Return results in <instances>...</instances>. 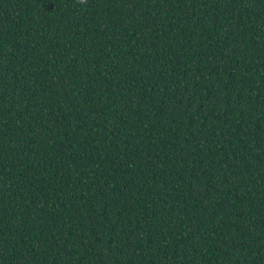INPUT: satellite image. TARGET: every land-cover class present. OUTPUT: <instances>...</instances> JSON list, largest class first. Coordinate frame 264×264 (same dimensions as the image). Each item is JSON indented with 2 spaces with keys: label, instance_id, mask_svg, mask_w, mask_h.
Returning a JSON list of instances; mask_svg holds the SVG:
<instances>
[{
  "label": "trees",
  "instance_id": "16d2710c",
  "mask_svg": "<svg viewBox=\"0 0 264 264\" xmlns=\"http://www.w3.org/2000/svg\"><path fill=\"white\" fill-rule=\"evenodd\" d=\"M0 264H264V0H0Z\"/></svg>",
  "mask_w": 264,
  "mask_h": 264
},
{
  "label": "clouds",
  "instance_id": "9594fccd",
  "mask_svg": "<svg viewBox=\"0 0 264 264\" xmlns=\"http://www.w3.org/2000/svg\"><path fill=\"white\" fill-rule=\"evenodd\" d=\"M77 2L83 4L86 3V0H77Z\"/></svg>",
  "mask_w": 264,
  "mask_h": 264
}]
</instances>
